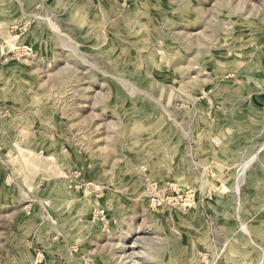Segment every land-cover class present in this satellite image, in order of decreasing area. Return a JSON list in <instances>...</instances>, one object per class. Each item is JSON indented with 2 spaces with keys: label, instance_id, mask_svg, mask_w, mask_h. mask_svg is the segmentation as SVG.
<instances>
[{
  "label": "rangeland",
  "instance_id": "374dc122",
  "mask_svg": "<svg viewBox=\"0 0 264 264\" xmlns=\"http://www.w3.org/2000/svg\"><path fill=\"white\" fill-rule=\"evenodd\" d=\"M0 264H264V0H0Z\"/></svg>",
  "mask_w": 264,
  "mask_h": 264
}]
</instances>
